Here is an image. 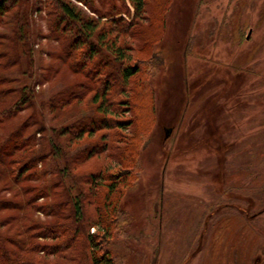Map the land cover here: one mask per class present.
<instances>
[{
	"label": "rangeland",
	"instance_id": "obj_1",
	"mask_svg": "<svg viewBox=\"0 0 264 264\" xmlns=\"http://www.w3.org/2000/svg\"><path fill=\"white\" fill-rule=\"evenodd\" d=\"M28 5L33 60L29 73L24 72L27 56H22L26 42L14 32L20 0L15 5L11 0L0 12V108L15 100L16 89L24 85L31 86L33 98L0 123V143L16 131L7 149L0 151V234L11 258L20 252L14 242L28 241L25 233L33 236L45 222L74 219L66 211L68 205L62 207L64 219L51 214L65 191L60 183L45 199H37V180L31 173L12 177L8 161H18L30 150L16 147L20 135L44 125L38 139L44 135L45 140L37 141L36 148L40 155L44 150L43 160L50 167L56 160L50 146L56 135L52 128L69 129L80 116L99 115L93 111V91L90 103L73 102L64 110L52 106L53 96L65 86L79 90L85 81L94 88L99 70L89 67L86 73L79 64L73 69L77 54L64 49L61 33L54 35V13L47 0H28ZM95 5L100 14L87 10L101 19L99 29L115 19L131 24L129 34L119 26L114 32L121 33L122 44L128 42L131 65L149 57L160 60V70H150L148 119L141 118L146 110L135 105L126 109V129L105 127L78 140L72 127L59 137L67 156L78 158L69 166L71 176L90 190L94 187L87 176L92 173L103 174L98 185L112 173H126V168L133 173L113 195L118 201L111 196L124 216L121 223L113 219L114 229L119 228L104 238V249L111 250L115 264H264V0H148L140 15L132 0H95ZM65 24L62 27H68ZM12 70L17 76L9 74ZM141 74L139 70L129 83L132 98L140 89L136 79ZM100 139L103 149L79 159L82 150ZM12 151L16 156H9ZM101 187L92 190L86 211L107 222L110 215L103 205L110 197ZM37 202L50 205L48 214L34 209ZM108 211L118 215L112 207ZM32 221L35 224L27 227ZM83 240L78 235L72 246L77 255ZM75 259L80 261L79 256ZM11 261L9 256L0 258V264Z\"/></svg>",
	"mask_w": 264,
	"mask_h": 264
},
{
	"label": "trees",
	"instance_id": "obj_2",
	"mask_svg": "<svg viewBox=\"0 0 264 264\" xmlns=\"http://www.w3.org/2000/svg\"><path fill=\"white\" fill-rule=\"evenodd\" d=\"M10 1L11 0H0V12L4 5ZM132 1L135 6L136 15H140L145 11L148 0ZM18 2L19 0H13L14 5ZM47 3L52 9L50 12L54 13L50 22L54 35L61 33L59 37L66 40L64 49L71 48L77 54L75 62L71 65L72 68L74 69L75 65L79 64L80 67L85 69L86 73H88V68L92 67L93 69L99 70V73L105 76L101 79L98 73L93 77L95 83L94 88L89 86L85 81L82 82L85 87L83 89L78 90V86L76 85L65 86V88L53 96L51 100V104L54 108L64 110L73 102L83 105L90 99L89 92L93 91L92 105L96 106V109L93 111L98 112L99 115L80 116L75 123H71L69 129L72 127L77 128L75 138L81 140L85 133L93 137L96 131L105 127L108 129H112L113 127L126 129L128 127V121L130 120V117H125L126 109H130L135 105L136 108H141L140 110H142V112L146 110L145 115L144 113L142 115L140 113V115L141 118L148 119L151 114L147 116V111H149V104L147 102H149L148 98L153 92L151 86L153 74L150 70L152 68L157 71L160 70V60L155 58L150 59L149 57L145 62L138 61L137 65H131L129 63V44L128 42L122 44L121 41H119L121 33L114 32H118L119 29L117 26H119L122 33L129 34V27L131 24L115 19L116 21H114L113 25L104 26L99 29L101 19L90 15L87 10L88 8L100 14L96 8L97 5H95V0H47ZM28 10V0H20V11L16 14L14 19L15 34L18 38L26 42V47L22 53L23 57H25V55L27 56V66L24 70L26 73L33 62L29 46L31 35L28 30ZM164 21L165 16L163 22ZM63 23H66L65 26L68 27H62ZM65 30L66 32H64ZM136 31H133V34ZM111 34H113V37L110 38L109 36H112ZM15 63L21 65L19 60ZM145 68H147V72L143 71ZM139 70L142 74L140 77L138 76L136 82L140 89L135 94V98H132V96L128 95L127 89L131 79L139 73ZM9 72L8 73L13 77L17 76V71L12 70ZM51 75L53 76V74ZM144 80H146V83ZM16 90L18 91V95L15 100L10 102L8 106L0 108V123L19 107L32 102L31 86L24 85ZM120 93H124L125 95L120 97ZM118 96L121 99H118ZM30 118L33 119L35 117L31 115ZM40 129H44V125ZM40 129L32 127L30 129L31 131L20 135L19 145L16 147L30 148V150H27L18 161H8L7 167L10 169L12 177L16 179L19 176L22 178L23 175L26 176V174L31 173L30 175L37 180L35 184V197H37V199H45L47 191L56 189L58 183H60V186H62L65 191L62 197L58 198V203H55L54 206L52 205L51 208L47 203L40 204L37 202L34 209L37 212H47L48 214L47 210L50 207L52 209V215L64 219L68 212L74 219L71 222H45L38 228L39 231L33 236H29L28 233H25L28 241L14 242L15 246L20 251L15 258H11L10 255L12 252L6 244V241H4L3 236L0 234V246L2 248V251H0V258L5 259L6 256H9L10 260H12L11 264H115L114 255L110 249H104L102 241L104 242L105 239L113 236V231L116 233L119 228V225H116L114 229L113 223H115V220L113 219L116 218V220L121 223L119 219L123 218L124 213H122V210L119 209V206L115 202L118 201L119 197H113V195L115 196L119 184L127 181L133 173L130 172L128 168H126V173H112L110 178L107 177L104 179L106 183L102 185L96 184L99 179H101L102 182L104 178L102 173H92L87 176L88 184L92 185L94 188H99L101 186V188H106L104 194L106 197H110L109 201L107 199L106 203L103 205L105 206L108 216L110 215V219L106 222L102 215L87 213L86 211L87 201L91 203L94 198V188L90 190V188L84 186L83 182L71 176L69 171L70 164L78 161V158L76 159V155H71V157L67 156V152L63 151L64 140L59 138L61 135L68 133L69 129L66 127L60 129L56 127L52 128V132L56 135L51 139L50 146L51 150L54 152L53 154H56V160L52 162L50 167H47L46 162L43 160L42 154H44V150L40 155L39 153L41 151H38L36 148L37 141L42 139L45 140L44 135L41 134L42 137L38 139V133L41 132ZM15 132L16 131L13 130L8 135L4 136L3 141L0 143L1 152L7 149L6 145L11 143V140H13L12 138L15 136ZM46 141H48V139H46ZM94 143L95 144L90 145L88 149H84L80 152L81 156L79 157L81 158L79 159H84L85 156L90 155L89 152L91 151L95 152L105 147L102 139ZM12 146L14 147V143ZM9 156H16V154L12 151ZM38 158H41V163H38ZM65 161L68 166L64 165L65 163L63 162ZM47 169H49V171H47ZM139 169L143 171L142 164ZM111 196L116 200L112 201L113 198H111ZM64 205H68L69 207V209L66 210L67 212L62 210ZM111 207V212L118 210V215L109 213L108 209ZM111 220L113 222H111ZM34 224L35 223L32 221L26 226L30 228V226ZM78 235L84 237L82 244L83 249L80 255H77L78 252L72 247ZM49 239L54 240L51 242L48 241ZM77 256L80 257V261L75 259ZM60 257H65L68 262L61 263Z\"/></svg>",
	"mask_w": 264,
	"mask_h": 264
},
{
	"label": "water",
	"instance_id": "obj_3",
	"mask_svg": "<svg viewBox=\"0 0 264 264\" xmlns=\"http://www.w3.org/2000/svg\"><path fill=\"white\" fill-rule=\"evenodd\" d=\"M251 32H252V30H250V32H249V35H248V38L250 37V35H251Z\"/></svg>",
	"mask_w": 264,
	"mask_h": 264
}]
</instances>
